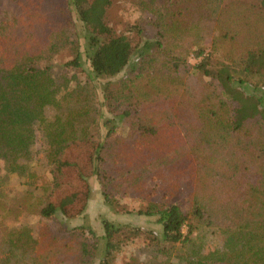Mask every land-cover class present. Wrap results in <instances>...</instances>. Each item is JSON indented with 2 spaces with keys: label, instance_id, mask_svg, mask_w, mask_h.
Masks as SVG:
<instances>
[{
  "label": "trees",
  "instance_id": "trees-1",
  "mask_svg": "<svg viewBox=\"0 0 264 264\" xmlns=\"http://www.w3.org/2000/svg\"><path fill=\"white\" fill-rule=\"evenodd\" d=\"M30 1L18 11L14 28L0 26V168L20 172L39 124L57 162L40 214L68 218L71 203L80 215L91 194L87 178L95 176L109 205L116 193L144 202L137 213L157 216L158 241L194 242L191 234L199 228L220 236L219 247L206 253L194 243L186 264H264V47L244 45L231 63L204 54L200 20L219 14L223 0H147L159 14V38L153 52L141 49L133 59L130 41L108 25L112 0L67 1L82 23V50L66 31L61 2L50 0L57 18L30 8ZM257 1L264 9V0ZM244 4L236 2L238 8ZM224 36L236 41L234 34ZM182 41L202 56L193 69L209 79L206 84L181 71ZM63 47L72 55L66 68L83 71L88 63L87 83L66 88L71 78L53 73L50 61ZM134 65L136 73L100 83L99 122L89 117L93 82ZM48 106L55 110L51 118ZM123 120L127 131L119 134ZM90 126L98 136H89ZM100 127L104 134L97 133ZM70 148L87 151L69 161ZM66 170L75 173L70 180H78L80 190L54 198ZM184 180L191 190L186 208L172 199ZM102 228L100 238L84 226L50 229L34 243L37 264H113L126 227L103 219Z\"/></svg>",
  "mask_w": 264,
  "mask_h": 264
},
{
  "label": "rangeland",
  "instance_id": "rangeland-1",
  "mask_svg": "<svg viewBox=\"0 0 264 264\" xmlns=\"http://www.w3.org/2000/svg\"><path fill=\"white\" fill-rule=\"evenodd\" d=\"M68 0H53L61 2L66 10L67 16L61 18L63 24L67 25L70 37L78 40L80 49L83 48L82 23L77 19L75 13L66 6ZM237 1H245L247 4L238 8ZM26 0H0V26L15 27V17L20 9L27 2ZM30 8L37 6L39 11H45L47 14H53L59 17L54 11V5L51 6L50 0H32ZM28 7V5L26 6ZM50 9V10H49ZM49 10V11H48ZM108 25L117 33L124 35L130 41L133 47V57L145 49L147 53L153 52V45L159 38V26L156 23L158 12L154 10L147 0H112L110 6L106 9ZM203 18L200 23L203 24L205 36L202 43L204 54L210 52L211 57L222 58L225 62L231 63L245 48L244 45H253L252 47H264V9L259 6L257 0H223L220 6V12L217 15ZM206 16V9L203 11ZM71 17V25L68 23V17ZM18 23V22H17ZM206 25L209 27L206 33ZM230 28V31L227 29ZM236 37V41L232 39ZM219 35L224 37H219ZM190 37L186 35L185 39ZM152 47V48H151ZM248 48V47H247ZM188 49L187 41L178 43V50L181 52V71L189 72L190 78H199L202 84H206L209 79L197 77L193 65L197 63L202 56L195 57L193 52ZM71 52L68 48H61L51 59V69L58 76H67L71 78L67 82L66 88L74 87L76 82L87 83L86 75L88 63L84 62V69L66 68L64 63L70 59ZM135 66V65H134ZM138 69L132 71L127 68L120 74L111 78H101L98 83L92 85L95 91L88 93L92 99L90 102L94 105L89 112V117L94 116L99 122L100 116V83L104 81H117L124 75L136 73ZM129 74V76H130ZM255 80L260 83L263 78L258 75ZM195 81V80H194ZM263 89V88H262ZM264 90V89H263ZM90 104V105H91ZM64 109V108H63ZM55 110L51 107L45 109L48 118L53 117ZM106 115H110L106 113ZM117 122L119 124V134H125L127 131V122ZM89 136L95 135L94 128L89 127ZM97 133L104 134L102 128L97 129ZM98 136L97 134L95 137ZM87 150L70 148L67 151L69 161H73L76 153L81 156L86 154ZM54 158V156H52ZM49 156L48 143L41 131L40 125L35 126V139L31 146V156L22 166L20 172H6L0 168V264H37L38 255L35 251V241L45 232L59 229H72L77 226L91 228L95 235L100 238L103 235L102 220L107 219L115 224L126 227L119 236V248L112 257L113 264H186L188 256L193 255L192 248L194 243L204 253L209 249L219 247L221 238L218 235L206 232V229L199 228L191 236L195 237L194 242L177 243L170 245L157 240L160 236L161 226L157 222V216H146L138 214L137 210L143 207L144 202L134 194L116 193L115 198L109 205L104 200L101 193L100 184L95 176L88 177V184L91 188V194L85 204L83 212L77 216L78 209H70V217L66 218L62 214L56 217H43L39 210L43 207L49 198L52 189V177L56 172L57 162ZM2 165V164H0ZM75 173L72 170H66L61 185L55 193V197L65 199L73 191L80 190L78 180H70ZM63 180V183H62ZM190 182L181 181V187L173 200L182 204L186 208L190 200ZM139 227L137 230L132 228ZM59 228V229H58ZM84 229V230H85ZM184 233L187 228L183 227ZM91 241V239H89ZM102 243V241H101ZM192 253V254H191ZM94 261V260H93ZM40 264H43L40 263ZM208 264H225L210 262Z\"/></svg>",
  "mask_w": 264,
  "mask_h": 264
}]
</instances>
